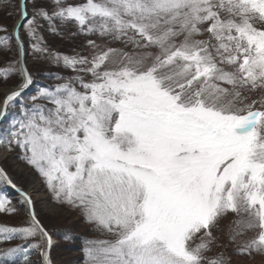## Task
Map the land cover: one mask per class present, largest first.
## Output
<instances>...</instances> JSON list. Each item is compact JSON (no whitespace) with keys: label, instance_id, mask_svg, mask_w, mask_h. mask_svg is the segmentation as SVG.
<instances>
[{"label":"snow or ice","instance_id":"6c2138e0","mask_svg":"<svg viewBox=\"0 0 264 264\" xmlns=\"http://www.w3.org/2000/svg\"><path fill=\"white\" fill-rule=\"evenodd\" d=\"M0 11L17 18L15 39L0 37V80L17 79L0 100V119L15 110L0 143L98 234L86 264L264 259V0H32L31 11L0 0ZM41 20L96 39L87 54L51 55ZM22 31L35 60L75 75L47 74L59 82L25 95ZM0 182L19 193V207L0 193V213L25 217L0 225V264H33V248L54 264L32 194L2 168Z\"/></svg>","mask_w":264,"mask_h":264},{"label":"rangeland","instance_id":"374dc122","mask_svg":"<svg viewBox=\"0 0 264 264\" xmlns=\"http://www.w3.org/2000/svg\"><path fill=\"white\" fill-rule=\"evenodd\" d=\"M73 2V0H68ZM35 3L43 6H52V0H35ZM32 0L29 1V11H31ZM7 11H11L8 9ZM7 11H0V25L8 28V31H0V37H11L14 25L16 24V17H9ZM42 28L40 35L51 55H74L76 52L87 49V40L96 39L95 36H86L78 32L77 26L73 23H61L59 20L55 21L56 31L49 30V25L46 21L41 20ZM75 33V34H74ZM21 37L24 41V48L29 53L26 57V63L29 71L33 74L34 84L26 91L25 95L35 94L39 86L54 85L59 81L49 78L47 74L60 75L64 77L74 76L75 73L70 69L64 68L62 65H57L49 60H35L31 54L30 42L28 38L21 32ZM119 46V45H115ZM4 51L0 49V52ZM11 53H9V57ZM7 67L6 59L0 55V68ZM17 79L13 77L4 84L0 80V100L3 94L8 89L15 86ZM0 110H2V103H0ZM15 110L9 112L0 123V141L7 136L8 128L13 119ZM22 150L13 148L8 150L4 143H0V168L4 169L11 180L17 185V188L28 191L32 194L35 202V209L38 217L44 228L52 237V247L49 249L54 264H86V258L83 252L84 241L92 238L96 233H93L89 225L84 222L80 214L68 207L60 208L54 201L51 200L50 194L42 182L39 174L21 158ZM0 193L6 195L11 202L19 207V193L10 185L0 182ZM47 207V208H46ZM25 219L23 211L20 214H4L0 213V225L7 226H21V222ZM232 217L225 219L221 227L227 231ZM66 237H68L66 239ZM226 239V236L225 238ZM35 242V241H34ZM22 241L16 240L12 244H20ZM0 247H4L0 244ZM216 251V249H213ZM231 251V249H229ZM29 259L33 264H42L43 257L41 250L33 248L29 250ZM246 264H264V259L256 256L254 259L249 257Z\"/></svg>","mask_w":264,"mask_h":264},{"label":"water","instance_id":"95a60500","mask_svg":"<svg viewBox=\"0 0 264 264\" xmlns=\"http://www.w3.org/2000/svg\"><path fill=\"white\" fill-rule=\"evenodd\" d=\"M14 37V36H13ZM14 39H15V37H14Z\"/></svg>","mask_w":264,"mask_h":264},{"label":"bare ground","instance_id":"6f19581e","mask_svg":"<svg viewBox=\"0 0 264 264\" xmlns=\"http://www.w3.org/2000/svg\"><path fill=\"white\" fill-rule=\"evenodd\" d=\"M3 107V106H2ZM47 208V207H46Z\"/></svg>","mask_w":264,"mask_h":264},{"label":"trees","instance_id":"16d2710c","mask_svg":"<svg viewBox=\"0 0 264 264\" xmlns=\"http://www.w3.org/2000/svg\"><path fill=\"white\" fill-rule=\"evenodd\" d=\"M73 24V23H72ZM31 72V71H30Z\"/></svg>","mask_w":264,"mask_h":264}]
</instances>
